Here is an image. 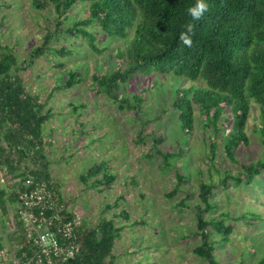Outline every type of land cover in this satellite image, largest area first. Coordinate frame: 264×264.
<instances>
[{"label": "trees", "instance_id": "1", "mask_svg": "<svg viewBox=\"0 0 264 264\" xmlns=\"http://www.w3.org/2000/svg\"><path fill=\"white\" fill-rule=\"evenodd\" d=\"M80 2L87 5L85 14L67 24L72 8ZM205 2L209 5L208 11L202 19L193 21L186 9L196 0H32L36 9L53 11L54 28L48 29L41 44L34 46L23 61H19L12 47L0 44L4 49L0 52V180L5 183L0 187V208L8 215L9 205L14 207L13 228L9 236L21 254L30 249L26 228L17 216L19 192L24 190L26 178L32 176L34 187L44 186L51 193L53 208L46 211L47 216L54 214L67 221L75 217V213L69 212L63 203L49 169L44 126L55 112L51 107L47 108L46 100L25 85L21 72L49 52L73 53V49L65 45L58 48L53 44L60 38H84L92 50L103 52L97 44L98 36L91 28L94 24L107 35L125 40L116 53L117 66L114 69L110 66L106 71L94 70L91 84L97 93L113 99L122 110L136 109L137 117L142 118L139 114L143 108L144 91L131 94V97L121 96L119 91L123 84L128 83L133 75L139 79L141 75L153 72L186 77L193 83L178 85L172 102L181 129L191 133L198 111L204 117V129L211 139L207 152L209 160H215L217 142L222 136L225 157L240 168L231 174L228 167L225 177L220 178L221 184L226 186L230 178L239 184L245 177L252 180L264 173V0ZM189 22L195 24L190 48L179 40L184 25ZM80 71L70 69L67 79L56 89L74 87L82 81ZM253 103L260 112L261 153L257 158L245 161L237 150L242 144H250L247 125ZM140 120L143 127L150 122L146 118ZM150 138L151 153L145 155L148 158L157 155L162 173L169 172L175 165L172 158L181 153L163 149V133L153 130ZM135 142H145L142 130ZM105 164V161L96 163L81 175L86 185L100 173L101 178L92 180L93 186L113 184L117 175ZM176 176V187L166 193L169 199L177 195L186 181L178 171ZM213 188L212 181L200 182L196 230L183 237L201 238L193 253L208 264H218L212 239L214 232L227 237L233 228L226 224L225 218L205 216L206 211L214 209L210 202ZM176 204L185 206V199ZM120 214L129 217L125 209ZM133 223L138 224V221ZM123 228L124 225L117 226L111 218L102 220L96 227H88L82 220L73 236V241L79 243L78 251L73 258L59 264H118L114 249ZM259 264H264V259Z\"/></svg>", "mask_w": 264, "mask_h": 264}, {"label": "rangeland", "instance_id": "2", "mask_svg": "<svg viewBox=\"0 0 264 264\" xmlns=\"http://www.w3.org/2000/svg\"><path fill=\"white\" fill-rule=\"evenodd\" d=\"M0 5V44L12 47L19 61H23L34 46L41 44L48 29L54 28L53 11L36 9L32 0H0ZM86 10L85 3H78L66 23L72 24ZM91 28L103 52L92 50L84 38H60L53 44L58 48L65 45L73 53L49 52L21 72L25 85L55 112L44 126L45 148L52 178L68 211L78 215L88 227H96L106 218L114 219L117 226L124 225L114 249L118 264H208L193 253L201 238L183 237L196 230L200 182L212 181L210 202L214 209L206 211L205 216L225 218L226 224L233 226L227 237L217 231L212 235L218 264H259L264 259V173L252 180L245 177L239 184L232 178L226 186L221 184L220 178L225 177L228 167L231 174L240 168L225 157L222 136L217 142L215 160H209L211 139L198 111L191 133L181 129L172 102L178 85L193 83L186 77L153 72L139 79L133 75L122 85L121 96L131 97L144 91L139 115L149 119L145 127L136 109L122 110L113 99L97 93L91 84L94 70L106 71L110 66L114 69L116 53L125 40L107 35L97 24ZM3 50L0 48V52ZM70 69L81 70L82 81L69 89H56L67 79ZM259 127L260 112L253 103L247 125L250 144H242L237 150L242 160L260 156ZM141 130L145 142L138 144L135 138ZM153 130L163 133V149L181 153L172 158L175 165L167 173L160 170L157 155L146 156L151 153ZM104 161L117 175L116 180L108 187L93 186L92 180L101 178L100 173L86 185L81 175ZM177 171L186 181L169 199L166 193L176 187ZM4 185L1 179L0 187ZM182 199L186 205L178 206L176 203ZM13 208L9 205L8 215L0 208V246L2 242L15 246L9 236ZM122 209L128 218L120 214Z\"/></svg>", "mask_w": 264, "mask_h": 264}, {"label": "built area", "instance_id": "3", "mask_svg": "<svg viewBox=\"0 0 264 264\" xmlns=\"http://www.w3.org/2000/svg\"><path fill=\"white\" fill-rule=\"evenodd\" d=\"M23 184L17 216L26 228L30 249L21 254L18 247L4 244L0 246V264H59L73 258L79 249L73 236L75 228L81 224L80 217L75 214L67 221L62 216H47L46 211L53 208L51 193L44 186L34 187L32 176Z\"/></svg>", "mask_w": 264, "mask_h": 264}, {"label": "clouds", "instance_id": "4", "mask_svg": "<svg viewBox=\"0 0 264 264\" xmlns=\"http://www.w3.org/2000/svg\"><path fill=\"white\" fill-rule=\"evenodd\" d=\"M209 9V5L205 0H196V3L186 9L187 14L192 18L193 21H199L202 19L205 12ZM195 33V24L192 22L186 23L184 25V31L180 33V42L187 46L192 47L193 45V35ZM71 255V253H69Z\"/></svg>", "mask_w": 264, "mask_h": 264}]
</instances>
